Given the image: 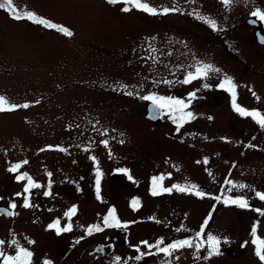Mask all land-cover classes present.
I'll list each match as a JSON object with an SVG mask.
<instances>
[{
    "label": "rangeland",
    "instance_id": "rangeland-1",
    "mask_svg": "<svg viewBox=\"0 0 264 264\" xmlns=\"http://www.w3.org/2000/svg\"><path fill=\"white\" fill-rule=\"evenodd\" d=\"M142 2L159 14L107 0H13L19 12L62 25L71 30L70 37L30 20H14L0 9V96L10 104L29 105L0 112V204L17 205L10 209L16 213L11 218L0 215L3 250L15 255V239L33 253L32 264H81L75 260L93 259L87 250L112 236L140 252L144 241L163 240L165 247L190 237L194 245L204 240L201 251H174L166 256L169 263L261 264L252 229L257 226L256 235L264 239V216L254 210H264L256 196L264 193V128L236 112L227 85H220L231 78L237 104L264 114V44L256 41L258 27L246 23L254 18L253 7L264 11V0H234L230 6L221 0ZM204 64L220 71L182 83ZM147 95L184 100L185 111L195 119L178 131L167 113L151 123L145 117L149 101L141 98ZM16 164L22 167L8 171ZM23 173L42 185L31 190L29 208L23 207L29 194L17 196L27 184L16 179ZM154 177H164L163 188L194 184L206 195L173 188L153 196ZM60 184L68 185L67 194L62 195ZM48 191L51 195H45ZM94 195L100 206L89 201ZM229 198H244L249 207L226 205ZM134 199L140 202L135 211ZM73 207L77 212L69 220L66 213ZM112 209L127 228L104 224ZM205 219L203 237H197ZM56 220L61 227L71 223L72 230L57 235L49 229ZM93 225L103 231L88 235ZM208 235L221 240L220 255L207 258ZM127 254V248L116 246L104 259H95L136 264L125 261Z\"/></svg>",
    "mask_w": 264,
    "mask_h": 264
},
{
    "label": "snow or ice",
    "instance_id": "snow-or-ice-1",
    "mask_svg": "<svg viewBox=\"0 0 264 264\" xmlns=\"http://www.w3.org/2000/svg\"><path fill=\"white\" fill-rule=\"evenodd\" d=\"M221 2L225 5V6H230L234 0H221ZM107 3L110 5H116V4H124V5H132L133 7H135L138 10L147 12L151 15H157L159 14L157 12V10L155 8L150 7L147 3L142 2V0H107ZM0 9H3L5 11H7L10 15V17L14 20H30L35 24L38 25H43L46 28H50V29H54L57 32L62 33L65 36H72L73 33L71 32L70 29L62 26V25H57L55 23H52L46 19L40 18L38 17L34 12L28 11V12H19L18 9L14 6L13 4V0H0ZM131 9L129 7H123L122 11L124 12H128ZM176 10V9H173ZM170 10L165 8L163 9V13L167 14ZM251 15L255 18V20H253V23L256 22V20L260 21V22H264V11H254L251 13ZM201 19H205L203 17H201ZM207 23H209L211 25V27L213 29H215L216 23L215 21L212 20H206ZM262 42H264V40H262ZM219 69L214 68L212 65L209 64H204L201 67H197L195 70V73L189 72L187 74L186 79H184L182 81L183 84H188L190 82H192L193 80L196 79H202V78H207L209 72H219ZM164 83H170L169 81H164ZM227 85V89L228 91L231 92L232 94V107L233 109L238 112L241 116H247V117H251L253 120H255V122L257 124L260 125L261 128H264V114H261L259 111H250L247 109L242 108L241 106H239L237 104V96H236V85L233 83V81L231 80V78H226L224 80L223 83H221L220 87L221 88H225V86ZM205 88L209 87V85L205 84L204 85ZM128 95H132L131 92L127 93ZM196 95L195 92L191 93L189 96V100H191L192 98H194ZM143 100L146 101H150L152 104V111H153V115L150 117V119H157L159 118L163 113H167L173 120V123L176 124L177 126V131L179 130V128L183 127L185 122L191 121L192 119H195V116L192 112L189 111H185L188 107L189 104L185 103L184 100L181 99H176V98H172V97H163V96H158V95H147V96H143L141 97ZM17 107H24L27 108L29 107L28 104H24V105H14V104H10L8 103V101L6 100L5 97L0 96V112H6V111H13L15 110ZM103 144L105 147H107L108 145V141H103ZM51 147V146H50ZM249 147H251V145H249ZM55 150H59V151H66V149L63 148H59V149H55ZM92 159L95 161V157H92ZM28 161H24L23 164H27ZM205 163H207V161H205ZM22 167V164H16L11 166L8 171L10 172H17L20 168ZM123 171L125 173H127V169H123L120 170ZM49 177L51 176V173H48ZM97 179H96V193H97V198L99 199L100 196V177L102 175V173L99 171V168L97 167ZM18 182H22V181H27V184L25 185L24 189H23V193H17V196H21L24 194H29V195H25L24 196V204L23 207L25 208H29V207H33V205L30 203V193L31 190L33 188H41L42 185L36 183L30 176L27 175V173H23L21 175H18L16 177ZM129 179H131V176H129ZM164 179V177H154L152 180V191L151 194L153 196H157L160 195L162 192H167V193H171L173 191V188L176 191L179 192H187L189 194H193V195H197L201 198H203L206 194L203 191L198 190L196 185H190V186H181V185H173V188H163L160 186L159 182L162 181ZM228 183H231V181H228ZM51 187V184L49 183V189ZM239 187L243 188V187H247L246 185H240ZM45 195H51V192H45ZM256 196L261 200L264 201V193H256ZM213 199L216 200H220V197H213ZM226 205L228 204H233L236 205L238 207L241 208H248L249 204L247 202L246 199L244 198H236V199H226L223 201ZM139 200L138 199H134L131 202V207L133 208V210H138L139 207ZM10 209H15L17 207V205L15 203H11L10 204ZM256 212H258L260 215L264 216V210L261 209H254ZM77 212L76 207L71 208L67 213L66 216L69 218V220L71 219V217L73 215H75ZM8 215V216H14L16 215V213L14 211H5V210H0V215ZM210 219V217L208 218ZM208 219H205L204 224L201 226V232L196 233L197 237H203V229L207 227L208 224ZM158 222V221H157ZM104 224H106L108 227H116V228H127L128 225L127 224H122L120 222V220L118 219V217L115 214V209L110 210L108 216H106L104 218ZM49 229H53L56 231L57 235H60L62 232H69L72 230V225L71 223H68L66 226L61 227V223L60 220H56L53 224L49 225ZM101 232L103 231V229L99 226V225H93L90 226L86 229V232L88 235H91L93 232ZM257 226H253L252 229V235H253V240L252 243L253 245H255V254L257 255V257L260 259L261 264H264V239H260L257 235ZM79 241H77L78 243ZM225 243H227V241H224ZM5 241L4 240H0V264H32V257H33V253L31 251H29L28 249L21 247L18 245V242L13 239L11 241V245L16 246V254L15 255H8L4 250H3V246L5 245ZM29 243H35L34 241H29ZM148 249H149V253L151 254L150 250L152 248H156L158 249V251L160 253H163L165 256H171L172 253L174 251H178V250H182L184 248H193L195 247V250L197 252L201 251V245H203L205 242L203 239L200 240V243H197L194 245L193 240L191 239H184V240H178L174 243H171L165 247H161L162 244H164L163 240L158 241L155 244H148L147 241L142 242ZM220 244H221V240L216 237V236H212V235H208L207 236V247H208V257L210 258L213 255H220ZM98 251H102V249H98ZM137 252H140V249L137 248L136 249ZM146 253L140 252V256L136 257V259H140L141 256L145 255ZM117 262H119L120 258L117 257L116 258ZM45 264H51L50 261H45Z\"/></svg>",
    "mask_w": 264,
    "mask_h": 264
},
{
    "label": "flooded vegetation",
    "instance_id": "flooded-vegetation-1",
    "mask_svg": "<svg viewBox=\"0 0 264 264\" xmlns=\"http://www.w3.org/2000/svg\"><path fill=\"white\" fill-rule=\"evenodd\" d=\"M263 5H264V3H263ZM261 8L262 7H260V6L259 7H253V10H259ZM247 20H248V18H247ZM257 22H258L259 31L264 35V30L262 29V26H261L262 23L260 21H258V20H257ZM255 32L256 31H254V35H255ZM67 186L68 185H66V184H60L59 185V188H60V191H61L62 195L68 193V191H67L68 189H66ZM91 192L95 193L94 190H91ZM89 201H91L93 205H98V206H100V203H101V200H97L96 201L95 195L91 199H89ZM118 234L119 235H124L125 231L120 229ZM187 239H191L192 240V238H190V237L187 238ZM97 244H101V243H95L93 246H91L87 250V253H88L89 250H91ZM102 244L106 247L105 253L103 255L94 254V255H92L94 257L93 259H90V257H89L88 259H85L83 261V263H82V260H75V262L77 261L76 263L80 262L81 264H100L99 261L95 259V257H99L101 259H104L106 256L110 255L115 250V247L117 246L119 248H121V247L127 248V250L129 251V254H127L126 258H125L126 262H128V261L129 262H135L136 264H172V263L168 262V258L163 253H160L158 251V249H157V251H155V253L150 250L151 254H148L149 253V249L145 245H143V248H142L141 252L146 253V254L141 256L140 259H136V257L140 256V253H136V251H133V249H137L139 247L137 245L130 244L128 242V240H126V239L123 240V239H121V237H118V236H112L107 244H104V243H102ZM110 244L113 245V248H112V250L109 251L108 250V246ZM69 247H70V244L67 246V250H70ZM151 257L154 258V261L150 260ZM67 262H71V261L67 260Z\"/></svg>",
    "mask_w": 264,
    "mask_h": 264
},
{
    "label": "water",
    "instance_id": "water-1",
    "mask_svg": "<svg viewBox=\"0 0 264 264\" xmlns=\"http://www.w3.org/2000/svg\"><path fill=\"white\" fill-rule=\"evenodd\" d=\"M253 20H255L254 18H248L247 20V23L249 25H254L256 27H258V22L256 20L255 23H253ZM255 36H256V39L257 41L260 43V44H264V42H262V40H264V35L259 31V29L256 30L255 32ZM153 115V111H152V104L151 102L149 101L146 105V111H145V117L147 120H149L151 123H155L157 121H159L160 117L157 118V119H150V117ZM0 210H5V211H12L10 210L9 208H7L5 205L3 204H0ZM4 216L5 218H11L12 216H8V215H2ZM113 248V245L110 244L108 246V250H112ZM98 249H102V251H98ZM105 250H106V247L103 245V244H97L95 245L91 250L88 251L87 255L88 256H92L94 254H101L103 255L105 253Z\"/></svg>",
    "mask_w": 264,
    "mask_h": 264
}]
</instances>
